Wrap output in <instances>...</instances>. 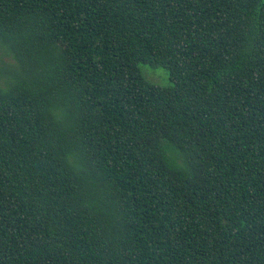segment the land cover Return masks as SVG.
Returning a JSON list of instances; mask_svg holds the SVG:
<instances>
[{
	"label": "trees",
	"instance_id": "1",
	"mask_svg": "<svg viewBox=\"0 0 264 264\" xmlns=\"http://www.w3.org/2000/svg\"><path fill=\"white\" fill-rule=\"evenodd\" d=\"M0 264H264V0H0Z\"/></svg>",
	"mask_w": 264,
	"mask_h": 264
},
{
	"label": "rangeland",
	"instance_id": "2",
	"mask_svg": "<svg viewBox=\"0 0 264 264\" xmlns=\"http://www.w3.org/2000/svg\"><path fill=\"white\" fill-rule=\"evenodd\" d=\"M142 71L146 79H148V81L159 86L170 85V76L166 69L163 68L153 69L149 66H143Z\"/></svg>",
	"mask_w": 264,
	"mask_h": 264
}]
</instances>
